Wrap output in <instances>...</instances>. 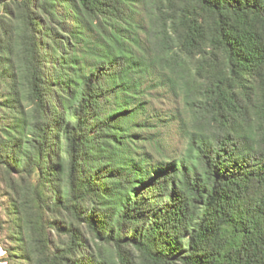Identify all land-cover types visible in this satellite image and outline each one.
<instances>
[{
  "label": "trees",
  "instance_id": "16d2710c",
  "mask_svg": "<svg viewBox=\"0 0 264 264\" xmlns=\"http://www.w3.org/2000/svg\"><path fill=\"white\" fill-rule=\"evenodd\" d=\"M0 190L28 264H264V0H0Z\"/></svg>",
  "mask_w": 264,
  "mask_h": 264
},
{
  "label": "rangeland",
  "instance_id": "374dc122",
  "mask_svg": "<svg viewBox=\"0 0 264 264\" xmlns=\"http://www.w3.org/2000/svg\"><path fill=\"white\" fill-rule=\"evenodd\" d=\"M150 95H144L148 100L149 111L142 117L148 120L149 127L142 130L145 139L140 142V152H145L150 160L155 161L163 155L177 156L185 148L186 143L178 129L177 112H182L183 104L164 87L150 89ZM8 195L0 190V264H28L23 251L12 235L10 228L15 218L12 213ZM6 249L14 253L10 262Z\"/></svg>",
  "mask_w": 264,
  "mask_h": 264
}]
</instances>
